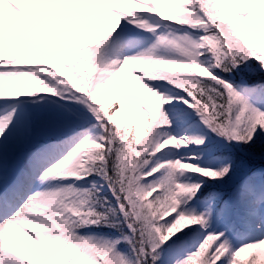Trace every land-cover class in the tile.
Wrapping results in <instances>:
<instances>
[{"label":"snow or ice","instance_id":"obj_1","mask_svg":"<svg viewBox=\"0 0 264 264\" xmlns=\"http://www.w3.org/2000/svg\"><path fill=\"white\" fill-rule=\"evenodd\" d=\"M0 264H264V0H0Z\"/></svg>","mask_w":264,"mask_h":264}]
</instances>
